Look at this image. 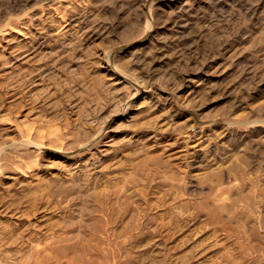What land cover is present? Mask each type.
I'll list each match as a JSON object with an SVG mask.
<instances>
[{
    "label": "rangeland",
    "instance_id": "rangeland-1",
    "mask_svg": "<svg viewBox=\"0 0 264 264\" xmlns=\"http://www.w3.org/2000/svg\"><path fill=\"white\" fill-rule=\"evenodd\" d=\"M0 264H264V0H0Z\"/></svg>",
    "mask_w": 264,
    "mask_h": 264
}]
</instances>
